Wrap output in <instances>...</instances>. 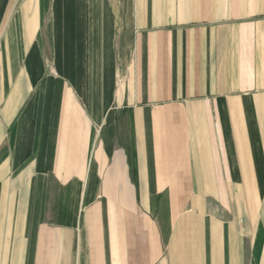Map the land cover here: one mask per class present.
<instances>
[{
	"label": "crops",
	"instance_id": "crops-1",
	"mask_svg": "<svg viewBox=\"0 0 264 264\" xmlns=\"http://www.w3.org/2000/svg\"><path fill=\"white\" fill-rule=\"evenodd\" d=\"M0 264H264V0H0Z\"/></svg>",
	"mask_w": 264,
	"mask_h": 264
}]
</instances>
